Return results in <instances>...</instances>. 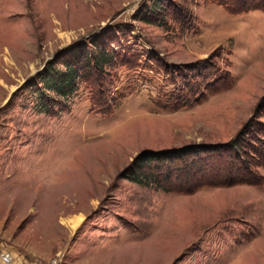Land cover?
I'll use <instances>...</instances> for the list:
<instances>
[{"label": "rangeland", "instance_id": "374dc122", "mask_svg": "<svg viewBox=\"0 0 264 264\" xmlns=\"http://www.w3.org/2000/svg\"><path fill=\"white\" fill-rule=\"evenodd\" d=\"M148 1L0 0V252L21 264H264V184L183 195L123 176L144 150L237 135L264 97V13L175 0L160 26L138 16ZM106 29L139 58L117 71L121 106L96 113L80 83L65 112L39 113L36 76ZM192 65L233 84L172 110Z\"/></svg>", "mask_w": 264, "mask_h": 264}, {"label": "trees", "instance_id": "16d2710c", "mask_svg": "<svg viewBox=\"0 0 264 264\" xmlns=\"http://www.w3.org/2000/svg\"><path fill=\"white\" fill-rule=\"evenodd\" d=\"M149 1L138 12L141 20L148 24H166L167 17L177 7L175 0ZM204 1L224 8L233 16L256 11L264 13V0ZM179 18L183 19L184 15L180 14ZM124 31L106 29L95 33L49 61L36 76L38 112L49 116L65 112L68 107L57 98L68 99L78 91L80 83L86 86L93 111L110 115L118 109L127 95L116 86L117 71L139 65L138 56L123 48L120 36ZM207 66L201 69L195 65L190 67V72L195 75L183 86L170 109L198 105L209 96L231 88L233 79L229 71L203 75L202 71L213 65L208 63ZM263 118L264 97L251 118L228 142L144 150L135 157L123 176L126 174L132 183L168 194L191 195L204 188L261 186L264 184Z\"/></svg>", "mask_w": 264, "mask_h": 264}, {"label": "built area", "instance_id": "2783aa9c", "mask_svg": "<svg viewBox=\"0 0 264 264\" xmlns=\"http://www.w3.org/2000/svg\"><path fill=\"white\" fill-rule=\"evenodd\" d=\"M0 264H21L18 262L12 253L9 251L0 252ZM32 264H64L63 259L60 256L54 257L46 262L32 263Z\"/></svg>", "mask_w": 264, "mask_h": 264}]
</instances>
